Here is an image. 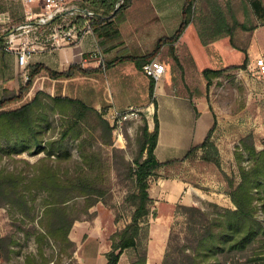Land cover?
Masks as SVG:
<instances>
[{"label": "trees", "instance_id": "16d2710c", "mask_svg": "<svg viewBox=\"0 0 264 264\" xmlns=\"http://www.w3.org/2000/svg\"><path fill=\"white\" fill-rule=\"evenodd\" d=\"M134 0H82L83 6L92 13L91 27L98 38L101 52L108 53L124 47L125 40L120 31V25L126 21V13L131 8ZM239 0H185L183 6V18L180 27L174 35L162 37L158 40L152 52L143 56L128 54L127 48H122L118 55L105 62L107 67L125 61H132L137 70H142L145 62H151L161 55L166 46L173 59L174 64L167 60L163 62L168 65L171 72V81L177 86V94L186 95L195 110L197 109L195 99L202 98L203 92L192 86V82L184 84L186 93L182 92L180 83H183L185 71L181 58L176 53V44L190 25H194L201 44L206 49L207 55L214 62V67L199 70L193 57L188 62L191 68L190 74L200 76L206 83L207 92L214 81L222 75L234 71L247 69L250 62L249 39L258 29L257 25L249 26L242 21L237 13ZM246 6V0L240 1ZM245 2V3H244ZM251 7L256 15H264V0H251ZM248 34L247 43L238 44L239 34ZM227 38L231 46L242 55L240 63L225 65L223 57L218 54L214 43ZM3 40L0 38V48ZM173 65V66H172ZM175 65V66H174ZM180 67V83L174 68ZM42 71H46L51 78H72L77 72L84 74L92 70L83 69L75 64L66 72H56L44 64H36L31 67L30 81L22 85L18 92L4 90L0 99V163L9 158L14 160L15 155L28 153L36 155L40 152L51 150L60 152L59 158L67 159L70 155L64 142L66 137L73 136L80 139L81 130L92 121L97 128L105 133L107 144H111L113 127L105 120L101 113L89 107L79 99L64 96H51L44 91H37L32 100L14 110H4L7 106L24 99L26 93L31 89L34 78ZM150 78V77H149ZM188 80V79H187ZM156 84L149 79L148 94L150 103L155 106L154 128L149 130L146 121L142 129V144L139 157L133 164H129V174L133 181V188L126 197V202L133 208L130 222L125 228L116 232L112 238L110 252L106 254V264H119L122 255L131 251L136 255V260L131 264H147V252L145 241L148 237V220L152 215L154 199L150 195V178L164 167H173L185 163L195 157L199 151L202 159L209 163L219 164V160L212 157L218 155L213 141L215 131L218 127L214 120L203 142L193 146L182 158L160 162L155 151L160 133V122L158 116V102L156 100ZM205 98L209 101L207 93ZM211 110L212 106L209 104ZM57 114L64 122L62 137L57 141H50L48 149L43 147V140L49 125L50 115ZM80 150L84 149L82 143ZM252 158L249 167L244 166L241 161L244 153ZM87 154L84 151L83 157ZM239 158V180L230 181L229 196L235 209H223L211 204L215 208L214 215L205 213L200 208L183 206L184 211L192 215H199L201 223L192 221L189 234L180 243L175 251L168 253L163 264H264V225L258 217V204L264 206V149L259 151L250 136L242 140V151L237 154ZM34 170L32 175L24 174L22 171H10L0 167V207L10 205L18 210L22 216L28 218L32 225L36 221L33 215L34 206L30 204L28 195L34 191H44L49 195L45 200L41 219L28 232V236H34L40 247L48 241L53 242L60 248V252L66 254L73 260L76 252V244L70 239V232L74 224L81 220L79 215L74 214V208L69 202L77 198L85 199L83 213L89 216V209L104 195L96 188V179L87 180L82 175H66L62 177L50 159H44L38 165H30ZM84 172V171H82ZM82 174V173H81ZM14 241L10 237H0V249L8 257L12 250L9 245ZM42 252V250H40ZM31 261V260H30Z\"/></svg>", "mask_w": 264, "mask_h": 264}, {"label": "rangeland", "instance_id": "374dc122", "mask_svg": "<svg viewBox=\"0 0 264 264\" xmlns=\"http://www.w3.org/2000/svg\"><path fill=\"white\" fill-rule=\"evenodd\" d=\"M240 1L244 0H239L237 4L239 18L249 26H258L251 39L248 40L250 62L247 69L222 75L214 81L207 92L206 83L201 80L200 76L190 74L191 68L188 60L190 57H195L194 60L198 62L196 64L200 71L214 67L215 64L207 55L193 26L185 34L187 42H180L177 48L176 53L181 58L185 71L188 72V75L186 72L183 74L185 77H183V83H180V67H175L173 71L178 75L182 92L186 93L184 88L186 81L192 82L190 84L204 94L202 98H197L195 101L203 110L207 109L212 115V118L203 115L199 123L193 125L191 118L186 116V112L182 109L181 125L185 128L184 133L194 137V143H199L204 140L213 121H217L218 127L213 141L218 155L212 153V157L217 158L219 164L213 161L205 162L199 151L195 157L185 163L164 167L150 178L149 191L154 199V205L152 215L148 220L149 234L145 241L147 264H163L168 253H172L177 246H180V243H184V239L189 234V228L193 225L192 221L202 222L199 215L184 211L182 205L200 208L211 216L216 211L211 204L223 209L234 210L235 206L229 196L230 181L239 180L237 154L242 151V140L251 135L256 148L259 151L264 149V84L259 80L253 65L257 58L264 57V15L262 13L256 15L254 8L250 5L251 0H246V6H243ZM247 37L246 33L239 34L237 43L244 45L248 42ZM223 54L225 65L240 63L242 55L236 49L231 51L230 47H227ZM162 58L170 65L174 64L168 50L162 51L155 60L166 66L165 75L171 77L170 69ZM146 63L148 62L144 64ZM138 74L146 82L147 93L139 95L136 104L118 106V99L109 98L104 104L95 105L92 100L86 102L77 98L101 113L113 127L110 145L106 143L102 129L97 128L96 124L90 121L88 126L85 125L84 130L80 131V139H75L73 136L66 137L64 145L70 153L67 159H60V152L51 150L50 155L45 151L36 155L24 153L15 155L14 160L5 158L0 163V167L10 171L17 170L32 175L34 170L24 162L38 165L44 159H50V163L55 166L62 177L75 174H80L87 180L98 177L96 188L104 193L102 197H95V199L98 198V202L89 209V216L83 213L86 205L84 198L69 202L71 207H75L74 214L82 218L77 221L75 228H72L70 232V235L73 233L74 240L71 237L70 239L76 244L73 260L61 253L60 248L53 242L48 241L40 247L33 235L28 236L33 226L39 227L38 221L42 217L45 200L49 198L47 193L34 191L32 195H28L30 204L34 206L33 215L36 216L34 225L14 207L10 205L0 207V237H10L14 241L8 247L12 250L10 254L8 253V257L4 255V250L0 249V264H103L102 260H105L106 254L111 250L113 236L130 222L133 208L126 202V197L133 188V181L129 174V164H133L140 155L142 129L145 122L147 121L149 125V119H151L154 126L155 106L150 103L148 94L150 78L144 74L143 68L138 70ZM40 82L36 86L38 88L41 84L39 91L51 95L50 88L55 87L56 91L51 96L65 95L62 87L59 88L61 83L55 86L49 80ZM205 93L209 101L205 98ZM29 100L28 98L23 99V101L7 106L4 110L17 109ZM184 104L188 111H191L192 115L197 118L198 109L195 110L192 103ZM209 104L213 110L210 109ZM46 129L43 147L48 149L50 141H57L62 137L64 122L59 115H50ZM190 130L191 133H188ZM80 143L84 145L83 150L79 148ZM186 143H188L187 139ZM191 148L184 147V155ZM84 151L87 154L85 159ZM243 155L244 159L241 163L249 167L252 164V158L246 152ZM184 196L185 199H183ZM257 204L259 206L257 214L264 225V206L262 202H257ZM134 260H136V255L131 251H126L119 264H131Z\"/></svg>", "mask_w": 264, "mask_h": 264}, {"label": "crops", "instance_id": "0c3cea01", "mask_svg": "<svg viewBox=\"0 0 264 264\" xmlns=\"http://www.w3.org/2000/svg\"><path fill=\"white\" fill-rule=\"evenodd\" d=\"M184 3L185 0H134L131 8L126 13V21L120 25L125 45L111 52H101L99 40L88 36L77 47H65L36 53L29 59V72L31 67L36 64H44L56 72H66L72 65L78 64L83 69H89L92 72L88 74L77 72L72 78L54 79L46 71H42L34 78L35 82L24 99L31 100L36 91L40 90L41 84L36 88L41 83L40 81L49 80L55 86H57V83L63 84L59 86V88L62 87L65 93L63 96L74 99L80 98L86 102L92 100L95 105L104 104L109 98L118 99V106L136 104L139 95L147 93V88L146 82L138 74L134 63L125 61L106 68L105 65L102 66V62L105 64V62L114 59L122 48H127L128 54L133 56H143L151 52L160 38L170 37L178 30L183 18ZM0 7L10 14L12 20L15 22L21 21L25 10L21 1L0 0ZM192 26L194 27V25H190L187 28L176 46H179L180 42H187L185 34ZM188 45L192 51V47L190 44ZM214 47L221 53V56L223 55V59L225 58L223 52L227 50V47L234 51L227 38L215 42ZM97 49L101 52L102 60L89 57ZM164 49L166 50V46ZM192 54L194 55V53ZM196 63L198 64L197 61ZM161 81L157 82L155 91L160 122V133L155 154L160 162H166L185 156L184 147L190 148L203 142L194 143V137L184 133L185 128L181 125L182 118L180 116L182 109L186 112V116L191 118L193 125H197L203 115H208L211 118L212 115L207 109L203 110L195 101L199 113L196 118L184 104L191 103V101L186 95L177 94V86L171 81L170 77L165 75ZM125 84L129 85L126 86ZM22 85H25V83L23 82L21 69L16 66L15 56L4 52L0 48V99L4 90L18 92ZM54 88H50L49 93L51 95L56 91ZM211 127L206 132L205 137ZM153 128V123L149 119V130L152 131ZM191 130L188 133H191ZM186 139L188 143H186ZM185 198L184 196L183 199ZM76 224L77 222L73 228ZM71 235L70 237L73 239V233ZM104 259L102 260L103 264L107 262L106 258Z\"/></svg>", "mask_w": 264, "mask_h": 264}, {"label": "built area", "instance_id": "2783aa9c", "mask_svg": "<svg viewBox=\"0 0 264 264\" xmlns=\"http://www.w3.org/2000/svg\"><path fill=\"white\" fill-rule=\"evenodd\" d=\"M24 5L20 22L12 20L0 7V38L2 50L16 58L23 82L30 81L29 59L36 53L77 47L83 40L97 36L91 27L93 13L83 6L82 0H17ZM89 57L102 60L99 49ZM102 62V66H104ZM259 80L264 84V57L253 63ZM144 74L156 82L163 79L166 66L158 60L143 65Z\"/></svg>", "mask_w": 264, "mask_h": 264}]
</instances>
